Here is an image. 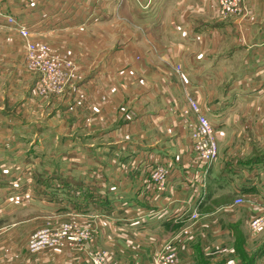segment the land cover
<instances>
[{
  "label": "crops",
  "instance_id": "obj_1",
  "mask_svg": "<svg viewBox=\"0 0 264 264\" xmlns=\"http://www.w3.org/2000/svg\"><path fill=\"white\" fill-rule=\"evenodd\" d=\"M126 5L128 2L121 0H0L3 12L13 9L21 10L25 13L23 19L21 18L23 23L33 28L37 26V29H46L50 25L75 24L83 26L90 22L94 25H101L104 22L115 25L118 20L125 19L121 10L124 13L130 8L129 6L125 7ZM159 10V6L155 5L152 13L156 15ZM127 14L133 18L129 12ZM158 17L155 16V19ZM155 19L151 22H154ZM125 20L128 22L127 18ZM221 25V29L225 30L226 24ZM206 26L212 28L213 24L209 23ZM217 31L219 29L215 27L213 33L215 34ZM95 35V38L93 36L90 41L93 44L88 46L85 44L86 48H84L87 54L90 53L89 49L94 50L96 59L92 62V66L87 70L82 68L83 72L77 76L75 85L69 83L62 94L52 95L53 97L46 101V109H51L52 114L51 116L47 114L46 120H44L51 122L61 116L62 120L66 122L65 127L68 128V131L77 127V131L81 132L79 137L86 141L77 143V145L87 148L94 154L111 152L117 148L118 140L116 141V139L119 131H122L120 135H125L126 138H135L139 120H141L142 136H145V133L150 136L154 135L159 126L160 130H165V133L162 134L165 138H170L165 135H171L174 131L176 142L171 139L165 146H155L153 143L149 144L151 145L149 147H140L142 149L140 152L145 156L137 157L125 164L115 161L76 164L79 171L84 170L83 173L80 171L83 177L81 176L82 178L79 180L67 179L66 182H62L63 185L60 187H66V189L60 190L62 192L60 197L54 193H51L52 195L50 193L35 195V199L45 202V206L41 202L38 204L33 202L34 198L29 199L32 202L28 205V209L34 210L39 205L37 208L42 212L24 215L25 209L19 208L12 211L5 209L0 214V264H88L89 256L71 258V261L74 260L71 262L70 257L65 254L52 252L45 256H35L26 251L27 244L21 243L20 239L24 238L28 229L26 230L27 225L21 226V224L29 221V218L35 219L36 222L45 217L52 218L54 214L66 217L72 214L79 215L83 222L82 225L91 230L93 235L90 250L107 248L110 253V264H157L156 253L166 240H173L181 259L190 260L195 264H264V242L261 241L264 237V229L254 237L250 233L248 234L245 229L244 231L238 214L236 212L227 214L228 211H233L229 195L225 194L228 196H225L224 199V197L222 198L223 194L217 192V190H221L223 184L226 187V183L230 182L232 190L236 193L235 199L239 192L248 195L251 188L256 189L258 194L260 192L264 195V186L260 185V180H264L262 159L253 163L241 160L225 161V168L217 171L210 170L211 175L207 180V186L203 189L200 188L199 191L200 185L198 178L195 179L196 175L194 176L191 170L184 171L183 165L180 166L179 163L175 165L176 157H167L171 154L175 155L171 152L172 150H176L178 156L182 152L181 148L185 146L184 149L186 151L189 149V151L183 159L187 162L192 159L188 157L190 153H193L192 140L187 136L188 130L182 126L185 124L181 118V110L188 106L187 92L196 94V89L205 88L211 98L209 102H206V105L202 104L204 111L210 117L217 111L224 116V114H228V104L233 102V98L229 94L228 98L224 97L219 101L214 90L241 89L242 84L245 83L244 79L248 77L247 73H251L255 77L254 81L257 82H254V85H258L256 84L258 82L263 83L258 75L264 72V40L258 44V48L250 50L248 45L251 46L252 40L249 35L247 38L242 36L238 40L237 46L232 44L233 47L225 52L220 50V44L217 45V48L214 46L216 45L214 40L207 43L210 45L209 48L204 49L205 51L179 43L171 47L175 50L168 51L167 54L165 50H161L155 58H152L148 53L140 55L141 58L136 64L139 70L129 65L123 67L126 69L123 79L121 78L122 73H118L121 70L116 61L119 48L112 43V37L109 34L99 31L95 32ZM226 36L225 34V39ZM114 37L117 38V36ZM46 38L49 40L48 37ZM82 38L89 39V36L84 34ZM247 40H250L248 44ZM158 45L160 44L158 43ZM125 51L127 52V64L132 63L128 60L133 61L134 51L131 47H125ZM236 54L242 55L237 66L238 70L228 77L223 87H220L217 81L224 78L220 68H224L226 78L228 57H235ZM252 57L256 59L255 64L254 61H251ZM202 60H205L204 63ZM179 64L182 66V74L176 71V66ZM84 66L82 64L81 67ZM208 68L211 70H207ZM218 69H220L221 78H213L212 75L208 76L204 73L214 72ZM133 76L137 78L135 81ZM176 78H179L178 81ZM117 80L121 82L118 84ZM136 85L146 88V91L141 93L142 99L139 101H134L131 94ZM154 87L159 88V94L160 88L164 87L176 97L167 94L164 97L160 95L153 98L155 91L150 89ZM197 97L199 98L200 94ZM153 103L160 105L156 113H151L149 109L150 106L154 107ZM136 104L138 105L136 106ZM33 105L38 106L35 102ZM56 106L60 107L62 111H58ZM0 109L4 110L0 111V130L3 131L11 130L15 133L22 131L23 127L26 130L28 126H33V121L41 119L39 115L38 118L32 120L23 118L24 115H19L16 112L10 114L3 107ZM139 111H141L140 114ZM176 114H179L180 118H176ZM137 115L138 118H136ZM192 118L195 120V116L191 114L190 122H192ZM150 121L157 124L154 133L147 125ZM152 126L154 127L153 124ZM168 131L169 134H167ZM186 141L191 143L189 148L184 144ZM130 143L132 146L125 145L128 149L134 148L133 140ZM153 149L160 155L159 159H163L162 163L173 164L169 165L172 170L165 190H160L150 178L151 169L159 165L158 159L155 164H150L149 153L154 151ZM143 151H147V153ZM177 160H180V156L177 157ZM74 167L76 169V166ZM251 175H257V178L253 179ZM222 177L225 178V183ZM256 180H258V186H253ZM74 185L80 186L77 193L70 192ZM223 200L225 201L222 203L225 204V216L229 220L226 225L224 223H220L218 226L213 225L209 218L205 222L198 220L188 228L189 230L185 228L188 221H193L190 216L196 207L200 206V209L205 207L203 215L213 216L218 211L216 202ZM102 217H108L111 220L108 232L102 228V225L98 226V221ZM48 220L49 222H58L55 219ZM8 222H11L12 225L2 226ZM118 225H124L125 228L118 227ZM135 226L139 230L136 233L138 235L136 240L133 239L132 230ZM185 230L188 232L185 233ZM251 242L255 243V246L251 245ZM6 256H10V258L5 260Z\"/></svg>",
  "mask_w": 264,
  "mask_h": 264
},
{
  "label": "rangeland",
  "instance_id": "obj_2",
  "mask_svg": "<svg viewBox=\"0 0 264 264\" xmlns=\"http://www.w3.org/2000/svg\"><path fill=\"white\" fill-rule=\"evenodd\" d=\"M121 1L128 2V5H126L125 7L129 6L130 8H128V10L125 12H129V14L133 15L132 18L127 13H123V11L121 10L123 14L122 16H124L125 19L127 18L128 22L125 19H121L120 21L118 20L115 25H111L110 23L105 22V24L101 23V25H94L92 22H90L83 26H77L75 24L62 26L50 25L46 29H37V26H34V28L31 26L33 34H31L29 39L41 40L49 44L52 51L54 52V60L56 62L61 59H65L71 60L73 63L70 71L71 75L64 83L61 93H55V95L53 96L62 94L69 83L75 85L77 76L83 72L82 68H85V70H87L90 68V66H92V62L94 61V59H96V55L93 53L94 50L89 49L90 53L87 54L85 52L86 49L84 48H86V46L88 45L93 44V42L90 41L92 40L93 36L95 38V32L102 31L109 34L112 37V43L116 45L115 47L119 48L117 49L118 55L116 61L118 64V68L121 70L118 73H122L121 78L123 79L125 76L124 72L126 71V69H124L123 67L129 65L139 70L136 64L139 62L142 55L148 53L151 54L152 58H155L158 56L159 51L165 50L167 54L168 51L175 50L171 48L172 46H175L179 43L185 44L186 46L191 45L198 50L201 49L200 51H205L207 47L209 48L210 45L207 43L214 40V42L216 43V45L214 46H216L217 48V45L220 44V50H223V52H225V50H229V48L233 47V45L237 46L238 40L241 39L242 36H245V38H247V35H249L250 40H252L251 46L248 45V49L250 50L258 48V44L262 40H264V0H241L239 9H237L233 13L228 14L227 16L222 15V13L220 12V2L218 0ZM155 5L156 7L159 6L160 9L159 12L156 13V15L155 13H152L153 7ZM134 7H136L135 10ZM1 9L2 6H0V12H3ZM4 13L13 14L19 21L22 22V19L25 15V13L21 12V10L14 9ZM155 16H159L158 19H155ZM154 19L155 21L151 22ZM209 23L213 24L212 28H207L206 25ZM224 23L228 28L225 26V30H222L221 24ZM215 27H218L219 31L214 34L213 32H215ZM84 34H87L89 36V39H83L82 37ZM225 34L227 35L226 39ZM114 36H117V38H115ZM155 36L158 41L156 40ZM46 37H48L49 40H47ZM250 40H247V44ZM89 42L90 44H88ZM157 42L160 45H158ZM27 43L28 39L22 37L15 29L10 28V26L1 24L0 107H3L5 111L10 114L16 112L19 113V115H24L23 118H31L32 120H34L40 116L41 119H39L38 121H33V126H28L29 130H24L25 127L22 128V131H18L15 133H13V131L11 130H0V214L3 213L5 209L12 211L19 208L25 209V212L23 213L24 215L29 213L35 214L42 212L39 208H37L39 207V205H37L34 210L28 209V205H30V203L32 202L29 199H35V195L39 196L49 193H54L58 197H60L59 195L62 193V188L66 189V187H60V185H63L62 182H66L67 179L79 180L83 177V174H81L80 171H82L83 173L84 170L79 171L77 169L76 164L78 163L115 161L117 163L120 162L125 164L126 162L129 163L130 160H134L137 157L141 158L142 156H145L140 152L142 151L140 147H149L151 146L149 144L153 143L155 146H165V144H167V141H170L171 139L175 140L176 142V135L174 134V131H172L171 135H165L170 138H165L162 136V134L165 133V130H160L159 126L157 127L156 133L154 135L150 136L145 133V136H142L141 120H139L137 121L138 125L136 126V137L133 139L126 138L125 135H120V132L122 131H119L118 138L116 139V141L118 140L116 145L118 147L111 150V152L105 151L107 153L102 152L100 154H94L87 150V148L77 145V143L86 142L83 141V139L81 140V137H79V133L81 132L79 130L77 131V127L74 130L68 131V128L65 127L66 122L62 120L61 116L60 118L51 122L45 121L47 114H49L50 116L52 114L51 109H46L47 105L45 103L53 96H42V94H38L36 90V86L42 80V78L40 79V75L29 70L27 66V63L25 61ZM125 47H131V49L134 51L135 55L133 61L128 60L132 63L127 64V52L125 51ZM169 47L170 49H168ZM110 49L112 48L110 47ZM203 54L206 55L205 53ZM241 56V54H236L235 57H228L229 61L227 64L228 66L226 70V78L224 68H220L222 69L221 73L224 74V80L220 79L219 81H217V84L220 87H223L225 85V81L228 80V77L238 70L237 66L239 61L241 60ZM223 60L225 62V57ZM202 61L204 63L205 60ZM251 61H254L253 63L255 64L256 59L252 57ZM82 64H84L85 66L81 67ZM48 68L49 73H52L53 69L50 66H48ZM220 69L215 70L214 72L209 71L204 73L208 76L212 75L213 78H221V73H219ZM207 70H211V68H208ZM145 71L147 72V70ZM247 76L248 77L244 79L245 83H243L244 85L242 84L241 89L232 90L228 88L225 90H214V94L217 96L219 101L224 97L228 98L230 94L231 98H233V102L228 104V114H224L223 116L220 114L221 112L217 111V113L212 115L213 118L209 116L219 136L217 140L218 157L213 161L209 168H206V166L201 164V160H198V154L194 150L192 131L193 127L195 126L196 119L194 120L192 118L193 120L192 122H190L189 116H191V114L195 116V114L190 111L188 106L186 109L181 110V118L183 120L182 122L183 124H185L182 126L188 130L187 136L192 140L193 153H190L188 155V157L192 159L189 162L183 159L184 155L189 151V149L187 151L184 149L185 146L181 148L182 152L178 155L180 156V160H177L178 156L176 155V150L171 151L175 155L171 154L167 157H176L174 159L175 165L179 163L180 166L183 165L182 169L184 171L191 170L194 176L196 175L195 179L198 178L200 185L199 191L200 188L203 189L207 186V180L211 175L210 170L214 169L215 171H217L221 170V168H225V161L227 162L229 160V162H234L241 160L247 163L249 161L262 159V166H264V72L258 75V77L261 78L260 81L263 82L256 83L258 85H254V82L257 81H254L255 77L253 76V74L247 73ZM133 79L135 81L137 79L136 76H133ZM178 79L176 78L177 81ZM117 82L119 84L121 81L117 80ZM158 89V87L150 89L152 91H155V95L153 96V98H156V96L160 95L164 97L167 94H169L171 97H176V95L170 94L169 90L164 89V87L160 88V94L158 93ZM145 91L146 88L144 86H142L141 88L140 85H136V87L132 89L131 93L133 100H141V93ZM170 91L172 92L171 89ZM199 94V102H202L201 105H206V102H209L211 98L209 92L207 93L205 88L196 89V95L198 96ZM122 100H124L123 97ZM33 102L37 103L38 106L33 105ZM23 103L24 105H22ZM137 105L138 104H136V106ZM56 108L58 109V111H62L60 107L56 106ZM159 108L160 105L155 104L154 107H149L151 113H156ZM1 110L2 109H0V111ZM140 112L141 111H139V114ZM176 115V118H180L178 116L179 114ZM138 117L139 116L137 115L136 118ZM185 118L186 121H184ZM176 122L178 121L176 120ZM151 123L154 125V127ZM147 125L151 127V132L154 133L155 125L157 124H154L153 121H150L149 123H147ZM169 131L167 134H169ZM132 140L134 142V148L132 147L131 149H128L125 144H128V146H132V143H130L132 142ZM184 144L188 148L191 145L189 141L184 142ZM143 152L147 153V151ZM149 154L150 164H155L156 160L158 159V164L164 165L172 170L169 165L173 164L162 163L163 159H159L160 155H158L156 150L150 151ZM74 166H76V169ZM205 168L207 169V175H205ZM256 176L257 175H251V178L256 179ZM223 182L225 183V178L223 179ZM223 185L224 186H221V190H217V192L222 193V198L224 197V199L225 196L229 195L228 197H230L232 200L231 205L233 211H228L227 214L236 212L239 219L242 221L241 225L243 230L245 229L248 234L250 233L254 237V235L256 234H252L249 229V219L250 216L255 213V210L252 209V202L254 201L253 199L255 198V196L258 194V191H256V189L254 188H251L250 192L245 197L247 200L246 203L238 205L235 204L234 201L236 193L232 190V184L230 182H227L226 187L225 184ZM79 188V185H74L71 188L70 192L77 193L79 191ZM58 201L60 202V200ZM33 202H37L38 204L41 201L35 199V201ZM41 203L45 206V202ZM222 203H225V201L223 200L222 202H216V204L218 205V211L213 216L203 215V213H205L203 211V208L205 207H201L200 209L199 206L198 218H191L193 221H188V225L185 228L188 229L190 226L192 227L198 220L199 222H205L209 218L212 220L210 222L213 225L218 226L220 225V223H224V225H226L229 220L228 217L225 216V204ZM69 217L63 216L61 214H54L52 218H48L52 220L55 219L56 221L58 220V222H49L47 217H45L44 219H39V221L35 222V219L32 220V218L27 217L30 220L28 219L29 221H25L23 224H21V226L27 225L26 230L28 229V231L25 233L24 238L20 239L21 243H25V245L27 244L26 251L35 256H45L52 252L65 254L66 256L70 257V261L71 258L76 259L81 256H89L90 263L88 262V264H92V257L94 255L93 253L96 251L90 250L92 248V240H90L82 248L74 246L60 249H47L37 253L31 252L28 248L29 238L32 236V234H34L38 229L49 225L48 223L60 224L63 222H70L75 220L79 226H84L82 225L83 222L80 219L79 215L72 214ZM110 221L111 220L108 217H102V219L98 221V226L102 225V228L106 229V232H108L110 228ZM86 222L89 223V221ZM10 225H12V223L8 222L3 224L2 226ZM118 227L125 228L124 225H118ZM134 228L132 229L133 239L136 240L138 236L136 233H138L137 231L139 230L136 226ZM184 232L187 233L188 231L185 230ZM226 240L227 237L225 235V241ZM168 241L173 242V240H166L165 242ZM261 241L264 242V237H262ZM251 245L255 246V243L251 242ZM160 249L156 253V263L158 260V253L160 252ZM99 250L110 254L107 248L103 247ZM83 251H90L91 253H84ZM9 258L10 256H6L5 260H8Z\"/></svg>",
  "mask_w": 264,
  "mask_h": 264
},
{
  "label": "built area",
  "instance_id": "obj_3",
  "mask_svg": "<svg viewBox=\"0 0 264 264\" xmlns=\"http://www.w3.org/2000/svg\"><path fill=\"white\" fill-rule=\"evenodd\" d=\"M220 2V12L227 16L239 9L241 0H218ZM10 26L15 29L22 37L28 39L25 61L29 70L38 73L42 80L37 84L36 90L42 96H51L55 93H61L64 83L70 77V71L73 66L71 60L61 59L58 62L54 60V52L49 44L44 41L29 39L33 30L30 25L19 21L13 14L0 12V26ZM50 66L53 69L49 73ZM179 74H182V66L176 67ZM188 107L195 114L196 123L193 127L192 138L194 142V150L198 154V160L201 164L209 168L213 161L218 157L217 140L219 138L214 124L204 111L203 106L198 100L196 94L187 92ZM205 168V175L207 169ZM151 178L160 190H165L171 170L164 165H157L150 171ZM257 178V176L255 177ZM257 182V183H256ZM254 186H258L256 180ZM260 185L264 186V180H260ZM245 193L239 192L236 197L235 204L242 205L246 203ZM252 202V209L255 213L249 219V229L252 234H257L264 229V195L259 192ZM199 216L196 207L190 218L196 219ZM49 225L38 229L29 238L28 248L31 252L37 253L47 249H60L66 247L78 246L84 247L92 240L91 230L87 227L79 226L73 220L60 224L48 223ZM92 264H110V255L102 250H96L93 253ZM158 264H195L192 261L181 260L178 256L175 243L172 241L165 242L158 253Z\"/></svg>",
  "mask_w": 264,
  "mask_h": 264
},
{
  "label": "trees",
  "instance_id": "obj_4",
  "mask_svg": "<svg viewBox=\"0 0 264 264\" xmlns=\"http://www.w3.org/2000/svg\"><path fill=\"white\" fill-rule=\"evenodd\" d=\"M264 157V156H263ZM254 161H256V160H254ZM254 161H252V162H254Z\"/></svg>",
  "mask_w": 264,
  "mask_h": 264
}]
</instances>
